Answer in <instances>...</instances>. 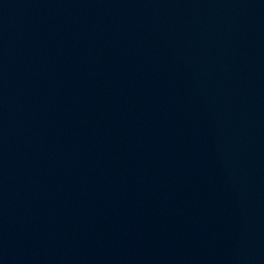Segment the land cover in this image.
<instances>
[{
  "label": "water",
  "instance_id": "95a60500",
  "mask_svg": "<svg viewBox=\"0 0 264 264\" xmlns=\"http://www.w3.org/2000/svg\"><path fill=\"white\" fill-rule=\"evenodd\" d=\"M0 264H264V0H0Z\"/></svg>",
  "mask_w": 264,
  "mask_h": 264
}]
</instances>
